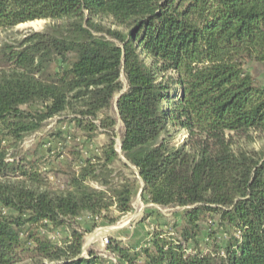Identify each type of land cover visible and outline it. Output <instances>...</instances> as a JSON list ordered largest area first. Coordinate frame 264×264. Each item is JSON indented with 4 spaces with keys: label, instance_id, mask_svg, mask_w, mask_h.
Listing matches in <instances>:
<instances>
[{
    "label": "trees",
    "instance_id": "trees-1",
    "mask_svg": "<svg viewBox=\"0 0 264 264\" xmlns=\"http://www.w3.org/2000/svg\"><path fill=\"white\" fill-rule=\"evenodd\" d=\"M37 20L0 46V264H105L80 219L117 223L140 187L183 213L142 245L108 238L118 264H264V155L234 150L264 133L246 69L264 63V0H0V31ZM53 118L93 146L58 189L9 158Z\"/></svg>",
    "mask_w": 264,
    "mask_h": 264
},
{
    "label": "rangeland",
    "instance_id": "rangeland-1",
    "mask_svg": "<svg viewBox=\"0 0 264 264\" xmlns=\"http://www.w3.org/2000/svg\"><path fill=\"white\" fill-rule=\"evenodd\" d=\"M104 22L108 26L117 28L109 19ZM48 24H51V22L37 20L21 24L13 30L0 31V46L5 43H14V41L22 39L28 32L41 31ZM246 69L254 75L258 85L264 87V63L248 64ZM72 130V125L68 126L64 122L59 121L58 118L50 119L44 123V126L39 131L27 135L20 144L10 145L9 158L10 160L14 157L15 159H20L25 156L29 162L41 169L43 176L47 177L50 185L58 189L63 183H66L71 167L75 168L79 163L78 159H75L73 152L82 150L83 157L90 156V152H93V146L91 144L86 145L83 137L76 141L69 138ZM117 131L120 136L123 131L121 122L118 124ZM59 132H64L66 137L64 140H60L58 137L57 133ZM172 133L174 135V143H182L187 137L185 130L174 129ZM105 141L106 137L104 136L97 138V143ZM120 144V139L117 138L118 150H120ZM234 150L237 154H240L241 151L249 152L254 150L259 152L260 155H264V133L252 132L251 137L236 138ZM133 206L134 210L132 213L112 225L99 223L98 226L94 227L92 220L81 218L79 224L86 230L84 253L86 254L87 250L93 249L106 260L105 264H112L111 262L113 261L118 264L116 257L105 249L108 244L106 239L113 237L132 247L142 245L150 240V234L154 228L165 230L168 223L172 225L175 220L178 222L183 213V210L179 207H161L147 203L142 196L141 187L136 191L133 198ZM65 232L62 228L54 227H50L49 231H47L48 235L56 241ZM220 240L224 243L225 238L221 236Z\"/></svg>",
    "mask_w": 264,
    "mask_h": 264
},
{
    "label": "built area",
    "instance_id": "built-area-1",
    "mask_svg": "<svg viewBox=\"0 0 264 264\" xmlns=\"http://www.w3.org/2000/svg\"><path fill=\"white\" fill-rule=\"evenodd\" d=\"M106 242H108V239H106ZM113 261V260H112ZM114 262V261H113Z\"/></svg>",
    "mask_w": 264,
    "mask_h": 264
},
{
    "label": "water",
    "instance_id": "water-1",
    "mask_svg": "<svg viewBox=\"0 0 264 264\" xmlns=\"http://www.w3.org/2000/svg\"><path fill=\"white\" fill-rule=\"evenodd\" d=\"M120 150H121V144H120ZM141 192H142V190H141Z\"/></svg>",
    "mask_w": 264,
    "mask_h": 264
}]
</instances>
